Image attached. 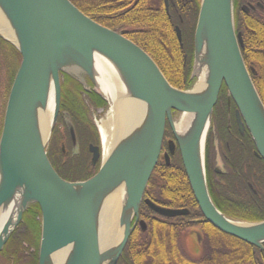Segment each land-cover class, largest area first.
Instances as JSON below:
<instances>
[{
	"label": "water",
	"instance_id": "1",
	"mask_svg": "<svg viewBox=\"0 0 264 264\" xmlns=\"http://www.w3.org/2000/svg\"><path fill=\"white\" fill-rule=\"evenodd\" d=\"M0 18L13 40L1 33L0 39L20 56L0 132V212L14 201L18 210L0 231V252L27 208L37 205L41 217L38 264H50L64 253L65 264H116L133 230L132 222H137L142 197L160 156L166 123L174 138L167 142L169 154L173 156L177 146L204 219L226 235L263 248L264 221L227 219L213 205L205 179V141L222 86L228 110L232 102L237 122L247 130L256 156L264 162V105L251 80L254 71L247 69L241 56L243 44L235 34L233 0H200L193 37L194 82L187 90L172 87L142 49L93 22L68 0H0ZM177 38L180 42L178 31ZM95 55L110 62L122 79L126 98L141 106L143 113L105 159L99 148L90 145L92 167L101 156L96 175L69 183L58 177L46 156L59 114L60 77L64 74L89 91L87 78L109 108V101L97 89ZM201 69H206L204 89L195 92ZM49 98L51 123L43 138L40 126ZM189 115L194 116L189 131L179 133L177 123ZM65 125L76 148L73 126L70 121ZM165 160L169 165L168 155ZM118 188L124 193L115 222L119 236L103 249L97 217L106 198ZM144 203L164 217L187 214L147 200Z\"/></svg>",
	"mask_w": 264,
	"mask_h": 264
},
{
	"label": "trees",
	"instance_id": "2",
	"mask_svg": "<svg viewBox=\"0 0 264 264\" xmlns=\"http://www.w3.org/2000/svg\"><path fill=\"white\" fill-rule=\"evenodd\" d=\"M245 1L246 0H241V3ZM249 1L252 2V0ZM71 3H73V1H71ZM198 8L199 2H196L186 4L185 8L179 11V15L183 20L180 27L182 28V44L186 54L185 66H182L181 54L178 50H175V52L168 50L163 53V58L159 59L153 56V61L168 83L179 90H186L193 83V80L190 79V74L193 63V34L199 10ZM261 15L263 16L261 17ZM174 18L175 23L178 24L176 15ZM92 20L98 23L96 20ZM142 24L144 25L147 23L143 21ZM153 24H157L158 26L163 25L160 21L154 22ZM234 26L235 31L241 34L244 46V52L241 51L243 60L246 62L252 61L258 72H260L256 77L251 76L252 82L258 91V82L264 79V11L263 13L256 11L248 15L235 13ZM147 42L148 44L153 43L151 40ZM144 44L146 47V43ZM144 51L149 53V50L144 49ZM19 62L20 56L18 52L10 44L0 39V93L3 88L5 89L0 105L1 120L6 97L19 66ZM87 85H89V83ZM225 94L226 90L222 87L212 114L214 124L220 126V128L226 126ZM258 95L264 105V96L262 92H258ZM105 108L106 103L97 93L85 90L80 84L70 79L68 76L61 74L59 112H65L69 115L77 136L79 147L77 154H67L66 157L61 154V143L63 139H66L67 133L65 132L66 130L61 131L60 128H58V126L62 124V117L60 114L51 135L50 144L47 149V158L52 168L62 180L67 182L85 181L97 172V166L94 171L91 169L90 155L87 151L89 144L98 143V134L91 121L90 115L91 111H98L99 109ZM167 133L171 137L169 130ZM67 142L66 144L68 146V138ZM249 155H251L250 152ZM250 160H254V158L251 156L245 161V168L248 173L251 172V168H249L246 163H250ZM235 168V171L238 172L237 174L242 176V170L239 167ZM260 170L257 171V173H260ZM236 178H238L236 173H233L232 178L229 179L227 183H222L219 186L218 206L223 205L224 208H222V210L226 209V215L232 219H245L249 215L250 209L259 208L258 197L260 196V191L258 186H254L257 195H253L249 188L245 186V184H241L240 180ZM145 195H150L155 203L163 206L188 208L191 211L192 217L199 214L185 177L178 151L171 157L169 166H166L164 162L157 163L147 184ZM142 208V210L140 209V214L145 215L148 209L144 205ZM39 217L40 211L37 205H30L23 215V220L29 219L32 222L29 231L32 233L36 245L39 241L40 221L39 219L37 220ZM254 221H258V218L254 219ZM154 232H158L157 239L152 238ZM161 233L165 236L164 238ZM177 235L178 231L175 227L169 226L166 229L162 227L157 228L156 224L150 222L145 234L137 232L130 235L117 264H139L138 260L135 259V253L142 254L139 259L142 264H147L152 253H154L159 260V264L177 263V255L179 253L176 245ZM257 256L258 254L255 253V257H253L250 249L249 252H235V255L228 261H226V259L217 258L212 264H242L243 262L247 264H259L260 260L256 258Z\"/></svg>",
	"mask_w": 264,
	"mask_h": 264
},
{
	"label": "flooded vegetation",
	"instance_id": "3",
	"mask_svg": "<svg viewBox=\"0 0 264 264\" xmlns=\"http://www.w3.org/2000/svg\"><path fill=\"white\" fill-rule=\"evenodd\" d=\"M71 1H73L75 7L83 14L88 16L90 19L96 20L98 22L97 24L121 35L125 39L138 46L140 49L145 47L144 43H146V47L144 49L149 50V53L144 51V49L142 50L152 60H154L153 56L157 59L163 58V53L168 50H171L172 52L178 50V52L181 54L183 64L182 66H185L186 54L182 44V28L180 27V25H182L183 23V20L179 15V11H181V9H184L186 4L196 2L200 3V0ZM256 11H260L263 13L264 0H252V2L246 0L244 3H241V0H233L234 14L240 13L243 15H248ZM175 15L178 18V24L175 23ZM262 16L263 15H261V17ZM143 21L147 24L143 25ZM158 21L162 22L163 25L158 26L157 24H153L154 22ZM177 31L179 32L180 42L177 38ZM235 34H239L241 37V34L237 33L236 31ZM150 40L153 41V43L148 44L147 41ZM241 51L244 52V46ZM243 62L248 69L252 68L254 70V77H256V75H259L260 72H258L256 66L252 61L246 62L243 60ZM85 80L87 81V84L89 83V85H91L88 79ZM258 84L260 85L259 90L264 96V79L260 80ZM225 101L226 126L224 128H220V126L214 124L213 118L212 125L209 129L205 141V174L207 179L206 182L208 193L215 208L227 219L247 223L261 222L264 221V162L256 156L255 147L252 144L247 130L243 128L242 125L240 127L239 123L237 122L235 117L236 108L232 102L230 103V109L228 110L227 93L225 94ZM100 110L104 109H99V111ZM60 114H62V112H60ZM58 127L61 128V126ZM168 130L170 131L168 124L166 123L158 163L166 161V155L170 156L167 142H174V138L171 131V137L168 135ZM90 145L94 147H100L99 142L97 144H89L87 147L88 153ZM177 151L178 149L176 146L174 155ZM249 152L251 155H249ZM173 156H170L169 159H171V157ZM251 156L254 158V160H250L251 166L250 163H246V165L251 168V172L248 173L245 168V161L248 160ZM96 166L91 167V169L94 171L96 169ZM235 167H239L242 170V176H239L237 174L238 172L235 171ZM259 170L260 173H257V171ZM233 173H236L238 177L236 179L240 180L241 184H245V186L249 188L253 195H257L254 186H258L260 191V196L258 197L259 208L250 209V213L245 219H232L226 215V209L222 210V208H224L223 205L218 206V188L222 183H227V181L232 178ZM144 200H147L155 206L163 209L186 210L187 214L169 218L164 217L152 211L144 203ZM143 205L148 209V212H146L145 215L140 214V209H143ZM195 206L199 214L195 215V213V216L193 215L194 217H192L191 211L188 208H172L157 204L152 200L150 195L146 196L144 193L138 211L137 222L134 223V220L132 222L133 230L131 234H135L137 232L145 234L150 222L156 224L157 228L162 227L166 229L169 226L175 227L178 231V235L176 237V245L179 253L177 255V263L173 262L172 264H212L217 258H231L235 255V252H249L250 249L252 251L253 257H255V253L258 254L256 258L260 260L259 264L263 263L264 245L263 248L259 250L252 246L244 244L242 241L234 237L218 231L204 219L196 203ZM256 218H258V221H254V219ZM38 219L40 221V217L37 218V220ZM140 222H142L144 226H140ZM31 223L32 222L29 219L22 220V222L13 232V234L3 247L2 251L0 252V264H38L41 228L39 229V241L36 245L34 237L29 231ZM188 233H190L191 236H194L193 239L195 241V246L197 247V254L192 253L190 250L191 254L196 255L194 258L189 257L180 248V237L183 235H188ZM157 235L158 232H154L152 238L157 239ZM161 235L163 238L165 237L163 233H161ZM141 255L142 254L140 253L134 254L135 259L138 260L139 264H142V262L139 260ZM147 264H159V260L154 253L151 254V257L149 258ZM242 264L247 263L243 262Z\"/></svg>",
	"mask_w": 264,
	"mask_h": 264
},
{
	"label": "bare ground",
	"instance_id": "4",
	"mask_svg": "<svg viewBox=\"0 0 264 264\" xmlns=\"http://www.w3.org/2000/svg\"><path fill=\"white\" fill-rule=\"evenodd\" d=\"M0 30H1L0 33L3 37L8 38L9 40H13L11 33L8 31L7 26L5 25V23L1 18H0ZM93 67L95 72V81L97 83V89L105 96V98L110 103V107L108 108L107 111L108 113L107 118L105 121H102L100 123V126L98 127L101 137L103 156L105 159L110 154L117 141L122 139L127 132H130L131 131L130 129L135 124L139 123V117L143 112L141 106L136 104L134 101L128 100L126 98L125 87L124 84L122 83V79L119 73L113 68V66L110 64L109 61H107L104 57L100 55H95ZM201 70L202 71L199 81L194 88L195 92H200V90L204 89L206 69H201ZM258 87L260 89L259 84ZM259 89L258 92L260 93ZM51 114H52V98H49V102L45 112L43 113L41 126H40L41 134L43 138H46L47 131L51 123ZM193 120H194V116H190V115L183 116L182 120L177 123L176 129L178 130L179 133L189 131L191 126L190 122L191 121L193 122ZM211 122H212V118H211ZM164 164H166V161H164ZM205 179H206V174H205ZM123 196H124L123 191L119 190L118 188L115 192H113L106 198L103 206L99 211L97 217L98 230L100 234V245L101 248L103 249L112 245L118 239L119 230L118 228H116L115 222H116L117 212L120 207V203L123 199ZM17 210H18V203L17 201H14L4 211L0 212V231L7 221H13L15 212ZM23 215L20 223L23 220ZM66 259H67V253H64L62 255L55 256L50 264H65ZM225 259L226 261L231 260V258H227V257ZM262 264H264V261Z\"/></svg>",
	"mask_w": 264,
	"mask_h": 264
},
{
	"label": "rangeland",
	"instance_id": "5",
	"mask_svg": "<svg viewBox=\"0 0 264 264\" xmlns=\"http://www.w3.org/2000/svg\"><path fill=\"white\" fill-rule=\"evenodd\" d=\"M86 87H87L88 90L93 89L95 91V88L93 86H86ZM190 88H191V86L188 89H190ZM4 93H5V89L3 88V90L0 93V105H1L2 97H3ZM107 111H108V109L106 110V112H105V110L91 111V115H90L91 121H92L93 125L96 128V132H97L98 138H99L98 142H99L101 147H102V143H101V137H100V133H99L98 127L100 126V123L102 121L106 120L107 114H108ZM0 114H1V110H0ZM59 114H60V112H59ZM59 114H58V116H59ZM61 117H62V124L59 125V126H61L60 130L61 131L62 130H66L65 132L67 133L66 139H63V142L61 143V154L64 157H66L67 154H71V155L77 154L78 150H79L78 149L79 147H78L77 136H76L75 130H74V133H75V139H76V148H73L72 144H71V140H70L69 134H68V131L66 129V125H65L66 122L69 123V121H70V123L72 124L69 115L67 113L63 112L61 114ZM67 138H68V141H69L68 146L66 144V143H68L67 142ZM48 147H49V145H48ZM73 183H75V182H73ZM40 222H41V217H40ZM190 237H192V238H190ZM193 238H194V236L193 235L191 236L190 233H188V235H183L179 239L181 250L184 253H186L191 258H194L196 256V255L191 254V252L194 253V254H197V247L195 246V241H194ZM190 250H191V252H190Z\"/></svg>",
	"mask_w": 264,
	"mask_h": 264
}]
</instances>
